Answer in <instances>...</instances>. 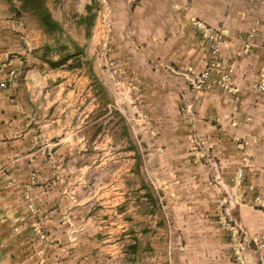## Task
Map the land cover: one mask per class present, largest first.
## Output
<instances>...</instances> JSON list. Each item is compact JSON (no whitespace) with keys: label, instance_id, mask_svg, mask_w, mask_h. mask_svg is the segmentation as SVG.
<instances>
[{"label":"crops","instance_id":"1","mask_svg":"<svg viewBox=\"0 0 264 264\" xmlns=\"http://www.w3.org/2000/svg\"><path fill=\"white\" fill-rule=\"evenodd\" d=\"M171 1L172 9L168 7V13L182 23L172 24L171 19L164 23L166 16L161 19V26L152 24L148 29V34L152 35L150 47L153 51L163 49L160 58L165 66L195 70L202 66L205 52L210 54L209 48L203 46L187 23L186 18L192 19V12L216 24L226 21L228 16L227 23L233 33L228 37L232 53L220 57L226 65L236 58L237 64L232 70L231 91L213 72L208 88L197 91V100L182 85L184 77L169 71L161 74V86H154L151 81L146 84L145 99L139 101L141 110L151 115L146 134L157 146L155 152L162 149L158 156L154 154L152 163L161 169L169 184L159 191L149 184L133 183L124 187L123 167L117 169L115 166L109 174L113 183L101 186L98 194L103 199L100 206L114 209L117 215L132 219L131 224L144 225L147 230L149 224H164L165 216L177 222L200 212L213 219L209 215L212 212H204L203 206L218 208L215 207L217 202H222L223 195L215 194L217 188L205 180L206 175L198 164L200 158L186 152V134L191 130L180 114L186 103H195L199 119L208 117L211 121L223 111L234 114L236 122L225 121L210 128L198 120V130L217 145L216 149L229 169L243 170V175L246 171L254 176L255 192L264 197V99L257 101L260 103L253 111L247 105L252 92L256 93L254 95L259 92H255L252 85L260 78L264 61V4L255 9L251 4L247 6L244 0H221L223 3L219 0H193L189 11L185 12L174 8L176 0ZM228 3L236 7L230 16L226 14L231 9H227ZM14 18L16 22L17 19L23 20L24 24L15 25ZM253 30L258 37L251 44L246 31ZM18 31L23 33L24 40L20 39ZM168 31L172 34L166 36ZM48 33L38 14L26 9L21 2L0 0V264H34L37 254L49 250V246H42L43 241L37 237L36 224L52 226L57 223L60 196L52 198L53 190L57 188L45 180L54 171L48 169L43 160L70 156V175L73 176V171L79 169L76 163L80 160L83 171L90 167L92 151H87L86 145H93L98 150L92 152L93 159L98 158L99 162L111 159L116 165L123 157L125 136L127 142L131 140L134 160L137 161L134 165L139 167L140 156L124 123L121 103L119 99L114 103L106 101L104 73L93 71L87 58L53 61V58L41 55L49 46L44 42ZM156 37L160 42H155ZM30 47H34L33 53H29ZM245 49L249 51L247 55ZM15 51L18 55L10 54ZM99 74L100 78L97 77ZM181 89L185 93L182 94ZM64 101H70V105L65 103V106ZM256 114H260V125L252 123L253 119L249 117ZM250 133L258 135L259 139H256V146L246 164L245 156L234 144L238 136ZM56 145L60 147L53 149ZM106 148H109V154ZM182 159L186 162H181ZM60 190L65 192V189ZM242 190L246 193L248 189ZM236 214L248 227L249 221L254 222V228H248L249 233L263 228L262 222H258L260 213L245 203L237 206ZM132 231L134 241L130 249L138 252L140 244L137 240L143 237L136 228ZM148 236L146 238H152ZM223 237L220 232L212 234L213 240H223ZM189 254L187 257H192Z\"/></svg>","mask_w":264,"mask_h":264},{"label":"rangeland","instance_id":"2","mask_svg":"<svg viewBox=\"0 0 264 264\" xmlns=\"http://www.w3.org/2000/svg\"><path fill=\"white\" fill-rule=\"evenodd\" d=\"M176 1L174 8L177 7L187 12L193 0ZM169 2L173 1L45 0L52 19L58 23L59 27L57 26L54 33L45 34L44 42L50 47L44 49L41 55L57 61L64 55L74 52L72 61L76 58L90 59L92 70L102 71L101 75L104 73L106 101L114 103L116 99H119L124 123L130 132V139L134 141L132 143L138 149L137 154L140 159L139 167H135L134 164L137 161L134 160L131 140L127 142L128 138L123 136V157L122 160H117L116 165L111 159L106 158L105 162H99L98 158L93 159L92 152L98 151L93 148V145H86V150L92 151L90 152V167L83 171L80 168L82 164L80 160L76 163L79 169L73 171V176L70 175V156L66 158L60 155L57 160H43V163L48 164L47 168L54 171L52 176L46 177L45 182L56 186L57 190H53L52 198L60 196V203L57 204L59 206L56 209L58 216L56 224L52 226L45 223L36 224L37 237L43 241H41L42 246H49V250L47 253L37 254L34 264H264V197L259 192H255L256 188L252 183L255 180L254 176L246 171L243 175V170L229 169L228 164L221 159L216 149L217 145L212 139H208L209 136L204 138L196 124L200 120L206 128H210L211 125H222L225 121L234 120L236 122L232 112H220L210 121L208 117L197 118L195 103H186L184 109L180 110V114L185 118L191 130L186 135L194 134L198 140L204 141L200 145L196 142L193 144L186 137L184 144L186 152L200 158L198 164L206 175L205 180L209 185L217 188L218 192L215 191V194L223 195L222 202H217L215 206L218 208H213L211 205L208 208L203 206L204 212H212L209 215L213 219H209L208 214L201 215L200 212L192 213L191 217H185V221L178 220L177 222L165 216L164 224H149L150 228L147 230L143 228L144 225L131 224L132 219L125 215H117L114 209L100 206L103 199L99 197L98 189L113 183L109 174L114 171L115 166L117 169L120 166L123 167L124 187L131 186L133 183L146 186L149 184L159 191L165 184H169L161 169L152 163L155 160L154 154L158 156L162 149L159 148V152L158 150L155 152L157 146L146 134L149 132L148 124L151 115L142 111L139 105V101L141 103L145 99L146 84L151 81L154 86H161L163 82L161 74L169 71L184 77L181 81L182 85L186 87V91L189 89L193 93L192 97L196 100L197 91H205L208 88L207 86H194L196 77L200 75L208 60L207 52H205L206 56L203 58L202 66L197 69H174L171 65L165 66L161 61L163 49L153 51L150 47L152 35L148 34V29L152 24L161 26V19L164 20L166 16L164 23L169 22L167 19H171L172 24L181 22L176 16L168 13L169 8L172 9ZM244 3L251 4L252 8L256 9L264 4V0H244ZM87 5L90 6V11L87 10ZM226 7L231 8L226 11L229 16L233 9H236L231 3L226 4ZM86 15H89L88 20L85 19ZM190 15L192 19L186 18L187 23L192 26L193 33H196L194 34L206 48H208L207 43L202 34L193 26L196 20L208 27L228 30L227 38L233 35L227 23V15L226 21L217 24L209 23L193 12ZM14 21L16 22L15 18ZM22 21L17 19L15 25L22 26L24 24ZM90 21L91 26L88 30L87 26ZM246 32L248 41L252 44L258 37V33L254 30ZM18 33L20 36L23 34L21 31ZM167 33L169 34L166 36L172 34L170 31ZM155 39V42L160 40L157 37ZM228 42L230 45L229 38ZM30 48L32 50L29 53H33L34 47ZM245 50L244 54L247 55L249 51ZM10 54L18 55L16 51ZM225 54L222 52L219 56L223 57ZM235 59L229 64L232 70L237 64ZM221 60L223 59L220 57V64L226 67V63ZM119 63L121 65H118ZM121 66L122 69H120ZM153 72L156 75H153ZM214 73L226 84V81L222 79V73L218 71ZM97 77L100 78V74ZM144 78L147 79L144 80ZM208 82L211 83L210 79ZM261 83L264 84V61L260 78L252 85V89L259 92L257 95L252 92L253 96L247 99L248 108L252 111L264 99L260 97L264 96V92L259 90ZM180 92L185 93L182 89ZM170 100L172 103V99ZM62 103L65 106L70 105V101ZM259 116L260 114H256L249 117L253 119L252 123L260 125ZM236 139L234 147L241 151L247 160L244 159V161L248 164L259 136L250 133L240 135ZM66 142L70 143L69 140ZM209 145L211 146L208 148ZM59 147L60 145H56L53 149ZM106 152L110 153L109 148H106ZM181 162L186 161L182 159ZM52 180H55L57 184ZM242 188H247V192L245 193ZM60 189H65V192ZM240 189L242 191L238 193ZM241 203H245L253 211L260 213L258 222H262L263 227L260 231L249 233L248 228L253 229L254 222L249 221L250 226L248 227L240 221L236 209ZM133 228H136L143 237L137 240L140 244L138 252L130 249L134 241L130 234L134 232ZM150 229L151 232H149ZM218 232L224 234L223 240L212 239V234H218ZM148 235L152 238H146L149 237ZM188 252L192 257H187L190 255Z\"/></svg>","mask_w":264,"mask_h":264},{"label":"built area","instance_id":"3","mask_svg":"<svg viewBox=\"0 0 264 264\" xmlns=\"http://www.w3.org/2000/svg\"><path fill=\"white\" fill-rule=\"evenodd\" d=\"M193 26L196 28L197 31H199L202 36L204 41L207 43V47L209 48V57L206 62V65L204 69L200 72V75L196 77V83L194 86L197 87H205L209 86V78L211 77L212 73L214 71H218L222 73V79L226 81V87H228V90L231 91L232 89V69L230 70L229 65H226V67L222 64H220V54L222 52H225L227 54L232 53L230 49V45L228 42V30L226 29H221V28H213V27H208L205 25H202V23L199 21H194ZM21 39L24 40V35L21 34ZM31 50V49H29ZM259 90L264 92V84L261 83L259 85ZM146 116V115H145ZM187 139L195 144L200 145V143H204V141H200L196 138L194 134H189L187 136ZM211 145L208 146V148ZM238 146H241V144H238Z\"/></svg>","mask_w":264,"mask_h":264},{"label":"trees","instance_id":"4","mask_svg":"<svg viewBox=\"0 0 264 264\" xmlns=\"http://www.w3.org/2000/svg\"><path fill=\"white\" fill-rule=\"evenodd\" d=\"M17 1L21 2V4H23L24 7L30 8L32 11H34L36 14H38V16H39L42 24L45 26L47 32L53 33L56 30L58 23L52 19L51 14L49 13V11L45 5V0H17ZM28 4H30L29 5L30 7H28ZM86 8H87V10L90 11L89 5H87ZM85 19L88 20L89 15H86ZM90 26H91V21L88 23V26H87L88 30L90 29ZM74 54L75 53L73 52V53L64 55L60 59V61L67 60L68 58H72L74 56ZM60 61H58V62H60Z\"/></svg>","mask_w":264,"mask_h":264}]
</instances>
